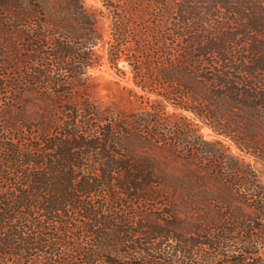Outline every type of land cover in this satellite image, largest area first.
<instances>
[{
    "label": "trees",
    "instance_id": "trees-1",
    "mask_svg": "<svg viewBox=\"0 0 264 264\" xmlns=\"http://www.w3.org/2000/svg\"><path fill=\"white\" fill-rule=\"evenodd\" d=\"M101 1L130 111L90 95L95 11L0 0V264H264V0Z\"/></svg>",
    "mask_w": 264,
    "mask_h": 264
},
{
    "label": "rangeland",
    "instance_id": "rangeland-1",
    "mask_svg": "<svg viewBox=\"0 0 264 264\" xmlns=\"http://www.w3.org/2000/svg\"><path fill=\"white\" fill-rule=\"evenodd\" d=\"M83 5L89 11H95L97 16V27L100 34L103 36V41L99 42L94 48L96 54L100 55L99 63L88 69V74L90 75V95L93 99L97 100L102 104L111 103L113 106L123 109L125 111H130L136 109L140 104H144L146 95L142 99L138 98V95L143 94L138 87H136L131 79V73L128 69L126 63L122 60L118 62V67L123 70L124 74L116 73L115 68H111L107 62L105 55L106 39L108 37V32L110 29V19L107 16V10L102 4L101 0H82ZM3 38L0 39L2 41ZM150 99L155 98L152 93H147ZM143 100V103L140 101ZM164 112L171 116L174 112L176 114H182L187 117V123L192 129L198 134H201L206 140L221 139L216 136L207 126L202 124V122L193 117L191 113H187L180 109H174L170 104L165 102ZM173 118V116H171ZM228 145V141H225ZM230 150L232 152H237V150L231 145ZM156 157L164 163L171 164L173 162L170 160L169 156L165 154H155ZM246 160H249L254 167L257 169L261 177L264 179V164L260 161H254L252 157L244 155ZM264 257V250L262 252Z\"/></svg>",
    "mask_w": 264,
    "mask_h": 264
}]
</instances>
